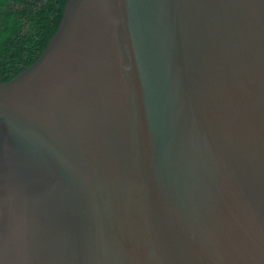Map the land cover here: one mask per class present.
I'll return each instance as SVG.
<instances>
[{"label":"water","instance_id":"obj_1","mask_svg":"<svg viewBox=\"0 0 264 264\" xmlns=\"http://www.w3.org/2000/svg\"><path fill=\"white\" fill-rule=\"evenodd\" d=\"M0 264H264V0H66L0 82Z\"/></svg>","mask_w":264,"mask_h":264},{"label":"trees","instance_id":"obj_2","mask_svg":"<svg viewBox=\"0 0 264 264\" xmlns=\"http://www.w3.org/2000/svg\"><path fill=\"white\" fill-rule=\"evenodd\" d=\"M66 0H0V82L30 66L57 29Z\"/></svg>","mask_w":264,"mask_h":264}]
</instances>
